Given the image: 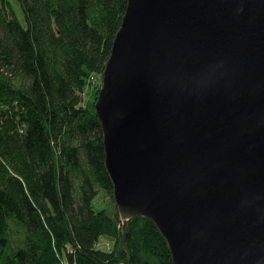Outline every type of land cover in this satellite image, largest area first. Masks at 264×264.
I'll return each mask as SVG.
<instances>
[{"label":"water","instance_id":"1","mask_svg":"<svg viewBox=\"0 0 264 264\" xmlns=\"http://www.w3.org/2000/svg\"><path fill=\"white\" fill-rule=\"evenodd\" d=\"M94 107L124 225L174 264H264V0H127Z\"/></svg>","mask_w":264,"mask_h":264},{"label":"trees","instance_id":"2","mask_svg":"<svg viewBox=\"0 0 264 264\" xmlns=\"http://www.w3.org/2000/svg\"><path fill=\"white\" fill-rule=\"evenodd\" d=\"M15 1L24 23L0 0V264H174L151 220L122 228L100 206L113 188L94 102L127 0Z\"/></svg>","mask_w":264,"mask_h":264},{"label":"rangeland","instance_id":"3","mask_svg":"<svg viewBox=\"0 0 264 264\" xmlns=\"http://www.w3.org/2000/svg\"><path fill=\"white\" fill-rule=\"evenodd\" d=\"M9 1H10V4H11V7L13 8V10L16 13V16H17L18 20L21 23H24L22 13H21V10L19 8V4L15 0H9ZM97 77H99V75L98 76L96 75L95 77H90L89 78V81L90 82H88L89 84H87L85 87L89 86L90 88L89 89L88 88H85L83 90V92H82V97H83L82 104L87 103V102L89 103V102H92L93 101V95L91 94V91H92L91 88H94L95 84L97 83V80H96ZM97 95H96V98H97ZM100 203H101L100 206H106L108 204H113V205L115 204L114 203V200L111 201V198L110 197H107L105 195L103 196V198H102V200H101ZM112 243H113V240H111L109 237H106V236H102L100 238V240H99V246L101 248H103V249H106L107 246L108 245H111Z\"/></svg>","mask_w":264,"mask_h":264},{"label":"bare ground","instance_id":"4","mask_svg":"<svg viewBox=\"0 0 264 264\" xmlns=\"http://www.w3.org/2000/svg\"><path fill=\"white\" fill-rule=\"evenodd\" d=\"M139 216V215H138ZM122 222V221H121ZM156 226V225H155ZM125 227V225L122 223V228H124ZM110 247V245H108L107 246V248H109ZM98 248H100V249H102V250H104L103 248H101L99 245H98Z\"/></svg>","mask_w":264,"mask_h":264}]
</instances>
